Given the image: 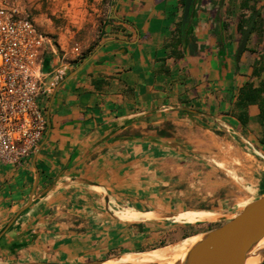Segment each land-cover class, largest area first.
I'll list each match as a JSON object with an SVG mask.
<instances>
[{
    "label": "crops",
    "instance_id": "crops-1",
    "mask_svg": "<svg viewBox=\"0 0 264 264\" xmlns=\"http://www.w3.org/2000/svg\"><path fill=\"white\" fill-rule=\"evenodd\" d=\"M183 12V0H117L115 28L84 59L45 58L44 135L21 164L0 161V232L34 195L0 237L1 263L83 264L148 244L173 213L158 175L169 120L221 119L259 140V106L243 126L237 99L264 80V29L238 59L240 0H195L187 37ZM123 201L159 215L122 219Z\"/></svg>",
    "mask_w": 264,
    "mask_h": 264
},
{
    "label": "rangeland",
    "instance_id": "rangeland-1",
    "mask_svg": "<svg viewBox=\"0 0 264 264\" xmlns=\"http://www.w3.org/2000/svg\"><path fill=\"white\" fill-rule=\"evenodd\" d=\"M116 1L8 0V3L49 40L44 60L59 58L60 64L84 59L111 33L115 28ZM255 1V9L264 16V0ZM190 118L178 117L179 123L169 120L161 129L162 135L169 139L175 135L173 151L163 154L159 164L161 197L168 200L170 212L211 210L219 213L218 219L193 224L176 221L177 217L163 219L159 232L152 233L148 244L131 253L174 247L224 224L264 194V149L259 140L247 138L225 120ZM137 207L132 201L113 206L116 215L125 220H137L128 219L136 215L128 212L138 211ZM128 253L105 259H117Z\"/></svg>",
    "mask_w": 264,
    "mask_h": 264
},
{
    "label": "built area",
    "instance_id": "built-area-1",
    "mask_svg": "<svg viewBox=\"0 0 264 264\" xmlns=\"http://www.w3.org/2000/svg\"><path fill=\"white\" fill-rule=\"evenodd\" d=\"M46 42L34 23L0 0V161L21 164L47 127L39 97L49 91L44 75ZM53 51V49H50Z\"/></svg>",
    "mask_w": 264,
    "mask_h": 264
},
{
    "label": "water",
    "instance_id": "water-1",
    "mask_svg": "<svg viewBox=\"0 0 264 264\" xmlns=\"http://www.w3.org/2000/svg\"><path fill=\"white\" fill-rule=\"evenodd\" d=\"M194 2L195 0H185L182 19L183 30L186 29V26L190 22ZM252 26L253 20L248 24L243 34L236 52V58L241 56L250 36ZM33 200L34 195L32 193L28 202L15 213V215L0 232V237L31 205ZM176 214L178 213H170L164 217L173 218ZM200 235L201 238L189 247L183 257L175 259L172 262H164L161 264H247L248 258L253 255L261 256L262 259L258 264H263L264 247L258 246L260 241L264 238V194L245 205L239 213L235 214L224 224ZM105 260L107 259L83 264H99ZM0 264L6 263L0 262ZM25 264L77 263L37 261Z\"/></svg>",
    "mask_w": 264,
    "mask_h": 264
},
{
    "label": "bare ground",
    "instance_id": "bare-ground-1",
    "mask_svg": "<svg viewBox=\"0 0 264 264\" xmlns=\"http://www.w3.org/2000/svg\"><path fill=\"white\" fill-rule=\"evenodd\" d=\"M124 213L125 212H122V216ZM128 213L136 214L133 216H129L128 219H140V218L152 219L154 217H158L159 215V213L157 215L153 211H144V212L142 211L133 212L132 211ZM218 216H219V213L211 211V210L191 209V210H186V211L179 212L178 214H176L175 217L177 218L175 220L179 222H183V223L193 224V223L218 219ZM200 238H201V235H195L194 237L184 240L180 244H177L174 247H169V249H164V250H159V251L157 250V251H149V252H140V253H133V254H125V255H121L117 259H107L99 264H149V263H160L161 264L164 262H172L175 259H179L183 257V255L188 251L189 247L193 245L194 243H196ZM258 247H264V238L260 241ZM175 248H178V250L176 251ZM261 259H262L261 256L253 255L248 258L247 264H258L261 261Z\"/></svg>",
    "mask_w": 264,
    "mask_h": 264
},
{
    "label": "trees",
    "instance_id": "trees-1",
    "mask_svg": "<svg viewBox=\"0 0 264 264\" xmlns=\"http://www.w3.org/2000/svg\"><path fill=\"white\" fill-rule=\"evenodd\" d=\"M255 0H241L240 8L242 9L241 15L239 17L238 30L241 34V39L248 26V24L253 20V26L251 33L254 31L261 32L264 29V16L258 10L255 9ZM185 0H183V4ZM192 13V11H191ZM190 23L186 26V29L180 30L182 37H187L190 32ZM250 33V34H251ZM239 59V58H238ZM259 71L254 67V74H258ZM237 104L241 107L238 114V119L243 126L248 124L250 121L248 108L251 105H258L260 112L258 115V122L262 126V135L259 138V142L264 145V80L258 86H255L253 82L247 81L239 89ZM159 134H163L164 130H159ZM264 264V263H263Z\"/></svg>",
    "mask_w": 264,
    "mask_h": 264
}]
</instances>
